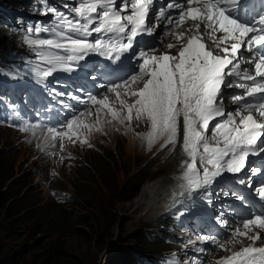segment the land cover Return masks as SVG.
<instances>
[{
    "label": "snow or ice",
    "instance_id": "snow-or-ice-1",
    "mask_svg": "<svg viewBox=\"0 0 264 264\" xmlns=\"http://www.w3.org/2000/svg\"><path fill=\"white\" fill-rule=\"evenodd\" d=\"M63 8L46 7L41 14H51V24L29 26L24 36L36 57L26 65L37 84L57 72L77 71L93 54L113 64L131 59L133 74L106 87L111 97L69 94L80 104L90 103L94 112L87 109L58 126L23 120L19 131L35 135L40 129L41 143L55 148L59 141L63 152L65 141L91 147L88 136L105 124L129 131L143 126L146 131L135 135L148 149L162 141L161 148L179 151L176 179L182 181L180 194L189 195L207 193L225 173L240 174L250 156L264 154V0L254 7L243 0H72ZM153 19L163 21L164 37L175 40L164 45L168 51L159 52L147 41L140 46L139 38L154 36L159 26ZM226 89L240 90L229 97L235 106L231 111L224 106ZM250 171L256 176L264 168ZM251 176L236 182L251 188ZM255 196L260 210L243 217L226 239L198 237L229 253L210 264H264V183L255 188ZM217 222L229 227L223 214ZM244 239L250 243L244 245ZM168 264H178L175 254Z\"/></svg>",
    "mask_w": 264,
    "mask_h": 264
},
{
    "label": "rangeland",
    "instance_id": "rangeland-1",
    "mask_svg": "<svg viewBox=\"0 0 264 264\" xmlns=\"http://www.w3.org/2000/svg\"><path fill=\"white\" fill-rule=\"evenodd\" d=\"M54 1L50 0V2ZM64 1L71 2L72 0H62V2ZM63 5L62 3L53 4L60 11H64ZM40 19L36 17L35 23L42 22ZM52 20L51 14L43 18V22L47 24H51ZM43 22L42 24L45 25ZM23 51L27 50L24 49ZM22 54L25 55L23 52ZM226 102L229 104L228 100ZM94 118L91 117L90 120ZM139 128H135V131ZM116 136H121V138H116ZM88 141L92 145L91 147L76 143L68 148L69 151L76 155L77 160L65 161L63 159L70 165L72 170L61 171L60 179L52 185L54 188L66 190L73 194V206L70 209L71 221L65 226H60L54 220V216L55 214H63V212L52 202L48 196V192L40 184L42 173L36 172L37 170H41L43 165L32 162V159L35 158L33 151L23 146L18 148V139L15 138L13 133L6 129H0V153L4 158H10L16 164V167L18 166L16 170H13L15 173L14 178L18 180L20 184L19 194L25 200V208L20 214H15L12 218L7 217L8 219L0 218V261L4 259L9 264H37L41 257L46 258L48 248H53L55 244H58L57 250L61 254V259L56 264H73L71 261L75 262L80 258L85 261L83 264H126L119 260V253L127 251L129 254L135 252L138 254L142 251L136 242L129 244L120 241L126 239L128 242L129 235L135 232H143L145 223L151 219L150 212L144 214L145 210H141L142 207L136 209L134 204L142 188L146 184L151 183L152 180L146 181L143 184L138 195L131 202H114L112 205L115 208L113 209L114 221L112 231L110 232L111 237L106 246L103 247L104 249H94L87 245V242L90 243L89 241L92 240L89 224L92 221L91 217L94 210L89 209L86 203L79 197V194L76 192L75 183L80 177V162L81 164L84 161L93 162L100 151L109 154L110 150H114L115 152L110 153L117 156L116 162H122L125 169H131L135 164L143 162L145 165L146 162H150L148 158L160 150L159 147L154 150V145L160 144L161 147L162 141L157 142L151 149H148L144 141L138 139L136 135L134 136V131H129L127 135L126 132L125 134L117 132L115 130V123L105 124L102 131H93L88 136ZM27 145L32 146L34 142L30 141ZM177 151H175V156ZM167 153L168 149L163 154L161 153V158ZM78 160L81 161L78 162L76 167ZM174 163L171 161L167 164L159 172L162 177L158 176L153 180L168 176L175 165ZM115 179L116 181H122L123 179L118 165L116 167ZM82 182L83 186H85L84 189L88 187L91 189L90 183H86L84 180ZM59 184L62 185L58 187ZM96 193L98 197H102L106 201V194H104L99 186ZM2 218L6 217L2 216ZM168 222L171 223L170 220ZM148 224L154 227L152 223ZM98 253L99 256L95 263ZM69 258L71 261L68 260ZM139 262L140 264H144L143 262H146V257H142L141 254Z\"/></svg>",
    "mask_w": 264,
    "mask_h": 264
},
{
    "label": "trees",
    "instance_id": "trees-1",
    "mask_svg": "<svg viewBox=\"0 0 264 264\" xmlns=\"http://www.w3.org/2000/svg\"><path fill=\"white\" fill-rule=\"evenodd\" d=\"M38 3L42 4L41 0ZM27 4V5H26ZM44 4V3H43ZM25 5L29 10H35L38 7L36 0H0V22L6 16V10L21 9ZM16 37L13 34L7 33L4 29H0V56L6 58L5 51L17 47ZM1 73V69H0ZM97 158L93 162L84 161V171H82V178L86 179L91 186L88 194H81L80 198L86 203L89 209L94 210L89 224L90 234L92 240L87 245L92 248H101L106 246L109 238L111 237L112 224L114 221V213L112 205L119 203L120 201L131 202L135 198L141 187L146 181L155 179L164 166L155 164L158 157L156 156L155 162H146L135 164L131 169H125L122 162H116L117 156L113 155L112 151L106 154L104 151H100ZM172 152L169 154L168 160L172 157ZM15 163L10 158H4L0 153V218L8 219L12 218L15 214H20L24 207V197L19 196L20 184L18 180H11ZM123 175L122 181H116V167ZM159 170V171H158ZM101 188L104 192L106 201L102 197H98L96 190ZM85 187V186H84ZM101 193V191H100ZM64 214L57 215L56 222L60 226L67 224V217ZM6 217V218H2ZM8 217V218H7ZM174 224L160 223V228L163 231L173 229ZM122 243L134 244L138 243V246L147 253L148 261L152 264H166L167 260L160 258L162 253H168L169 247L166 246L164 239L150 241L146 238L144 232H135L128 236V242L126 239L121 240ZM58 244H55L53 248H48L46 258L41 257L37 264H56L61 259V254L58 252ZM98 251V249H96ZM120 254V253H119ZM154 255L156 257H154ZM99 253L96 256L95 263L97 262ZM121 262L126 264H132L134 261L127 251H123L118 256ZM70 260V258L68 259ZM71 261V260H70ZM73 264H83L85 262L82 258L73 262ZM0 264H9L4 259L0 261Z\"/></svg>",
    "mask_w": 264,
    "mask_h": 264
},
{
    "label": "clouds",
    "instance_id": "clouds-1",
    "mask_svg": "<svg viewBox=\"0 0 264 264\" xmlns=\"http://www.w3.org/2000/svg\"><path fill=\"white\" fill-rule=\"evenodd\" d=\"M0 129H6L10 131L11 133H13L15 138L18 139V144H19L18 148L23 146V147H26L27 149H30V151L34 152L33 155H35L34 156L35 158L32 159V162H37L43 165L41 170L36 171L37 173H42L40 184L43 185L44 189L48 192V196L50 197L52 202L57 205L59 210L62 211L63 214H64V211H67V213H65L67 217L66 222L67 223L70 222L71 221L70 209L73 206L72 204L73 194L66 190L54 188V186L52 185L55 184L58 181V179H60L61 171L72 170L70 165L66 163L65 161L77 160L76 155L73 152L68 150V148L72 145V143L65 141L66 149L63 152H61L59 149V141L56 142L55 148H47L45 144L41 143V141L44 139L42 131L35 132V135H33L31 132L25 133V132L19 131V128L12 129L11 127L8 128V127L3 126V127H0ZM30 141L34 142V145L28 146L27 143ZM38 144H40L41 146L37 147ZM100 153L102 152H99V154ZM79 161L81 160H78L76 162V167ZM83 165L84 163L81 164L80 162L79 164L80 177L75 183L76 192L79 194V197L81 194H88L89 189H90L89 187L87 189H84V186H83V182H82L83 180L86 181V183H89L86 179L82 178L83 176L82 171H84V167H82ZM16 168H18V166L16 167L15 165L14 170H16ZM14 176H15V173L13 172L11 180H17L16 178H14ZM61 185L62 184H59L58 187H60ZM57 215H62V214H55L54 216L55 221H56ZM63 225L65 226L66 224H63ZM135 254H137V252L130 253L132 259L134 260L132 264H135V258H134Z\"/></svg>",
    "mask_w": 264,
    "mask_h": 264
},
{
    "label": "bare ground",
    "instance_id": "bare-ground-1",
    "mask_svg": "<svg viewBox=\"0 0 264 264\" xmlns=\"http://www.w3.org/2000/svg\"><path fill=\"white\" fill-rule=\"evenodd\" d=\"M36 17L31 20L32 25H36L35 23ZM42 24V22L38 23ZM179 30V29H178ZM166 152L167 149L163 148ZM172 152L173 157H171L169 160V154ZM175 157V159H174ZM181 156L179 151H177L176 156L175 152L168 150V153L165 154L162 158L161 165L164 167L167 166L171 161L175 162L173 169L171 170L170 174L166 177H163L161 179L152 180L151 183L146 184L138 196L134 206L135 208L142 207L141 210H145L144 214H147L150 212V218L149 221H157V219L161 215L162 207L167 208L166 204L169 201V194L170 192L174 194H179L183 190L178 187V184L182 183V181L176 179V177L179 175V164H180ZM150 162L155 161V156L149 158ZM164 167L160 170H163ZM159 171V170H158ZM161 174H158L160 176ZM164 223H170L169 220H166L164 217H160V220H162ZM121 253L119 254V256Z\"/></svg>",
    "mask_w": 264,
    "mask_h": 264
}]
</instances>
